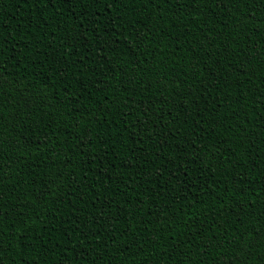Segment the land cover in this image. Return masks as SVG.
<instances>
[{"label":"trees","instance_id":"16d2710c","mask_svg":"<svg viewBox=\"0 0 264 264\" xmlns=\"http://www.w3.org/2000/svg\"><path fill=\"white\" fill-rule=\"evenodd\" d=\"M264 0H0V264H261Z\"/></svg>","mask_w":264,"mask_h":264},{"label":"snow or ice","instance_id":"6c2138e0","mask_svg":"<svg viewBox=\"0 0 264 264\" xmlns=\"http://www.w3.org/2000/svg\"><path fill=\"white\" fill-rule=\"evenodd\" d=\"M261 264H264V260L261 261Z\"/></svg>","mask_w":264,"mask_h":264}]
</instances>
